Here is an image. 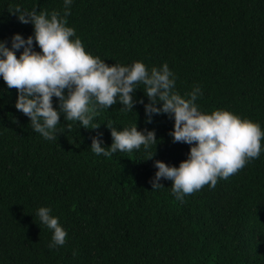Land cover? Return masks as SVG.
I'll use <instances>...</instances> for the list:
<instances>
[{
    "label": "trees",
    "instance_id": "16d2710c",
    "mask_svg": "<svg viewBox=\"0 0 264 264\" xmlns=\"http://www.w3.org/2000/svg\"><path fill=\"white\" fill-rule=\"evenodd\" d=\"M14 6L61 14L64 7L0 0V40L33 33ZM67 24L109 66L167 63L182 96L201 86V111L226 109L264 129V0H74ZM143 90L134 99L147 103ZM16 98L0 78V264H264V150L215 188L178 201L171 181L158 190L149 182L155 160L178 166L187 158L189 145L169 135V115L146 123L143 104L123 111L117 103L98 112V129L61 115L57 141H45ZM135 121L138 130H155L156 146L107 158L91 151L98 133L111 145L106 124L121 130ZM42 206L66 229L63 246L48 247L52 231L36 215Z\"/></svg>",
    "mask_w": 264,
    "mask_h": 264
},
{
    "label": "clouds",
    "instance_id": "9594fccd",
    "mask_svg": "<svg viewBox=\"0 0 264 264\" xmlns=\"http://www.w3.org/2000/svg\"><path fill=\"white\" fill-rule=\"evenodd\" d=\"M73 2L63 0V14L14 6L11 12L20 23L31 24L33 33L27 38L14 33L10 41L0 40V78L7 88L17 90L14 106L29 118L34 132L45 141H57L61 115L84 129H98L100 123H94L98 112L117 103L123 111L143 104L146 123L154 115H169L174 121L169 135L173 142L189 145L187 158L178 166L155 160L156 171L149 182L152 190H158L164 188L162 180L171 181V194L178 201L205 185L215 188L218 180L228 179L259 158L264 150L261 125L226 109L201 111L196 103L203 95L201 86L182 96L175 90L176 76L167 63L150 70L142 61L109 66L87 52L76 30L67 24ZM34 42L40 51L34 50ZM141 84L147 103L134 99ZM106 127L112 143L103 146V133L92 137L90 149L96 156L107 158L142 147L147 152L158 143L155 130H138L136 121L121 130L110 124ZM153 156L154 151L148 159ZM51 213L44 206L36 211L40 222L52 231L48 247L54 249L65 244L67 231Z\"/></svg>",
    "mask_w": 264,
    "mask_h": 264
}]
</instances>
